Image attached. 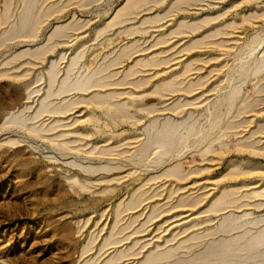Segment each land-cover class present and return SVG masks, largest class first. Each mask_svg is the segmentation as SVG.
I'll use <instances>...</instances> for the list:
<instances>
[{"label":"rangeland","instance_id":"rangeland-1","mask_svg":"<svg viewBox=\"0 0 264 264\" xmlns=\"http://www.w3.org/2000/svg\"><path fill=\"white\" fill-rule=\"evenodd\" d=\"M263 125L264 0H0V264H264Z\"/></svg>","mask_w":264,"mask_h":264},{"label":"bare ground","instance_id":"bare-ground-1","mask_svg":"<svg viewBox=\"0 0 264 264\" xmlns=\"http://www.w3.org/2000/svg\"><path fill=\"white\" fill-rule=\"evenodd\" d=\"M22 20H23V19H22ZM26 20H27V19H26ZM39 20H40V19H39ZM23 22H24V21H23ZM28 25H30V24H28ZM20 27H21V26H20ZM241 68H242V67H241ZM233 91H234V90H233ZM235 94H236V92H233V95H232V96H234ZM226 96H227V95H226ZM218 99H219V98H218ZM244 102H245V101H244ZM216 107H217V106H216ZM251 107H252V106H251ZM65 111H66V110H65ZM53 112H54V111H53ZM237 112H238V111H237ZM241 113H242V112H241ZM241 113H240V114H241ZM219 114H220V113H219ZM221 114H222V113H221ZM217 117H218V116H217ZM215 122H216V121H215ZM215 122H214V123H215ZM220 122H221V121H220ZM239 123H240V122H239ZM191 124H192V123H191ZM227 124H228V123H227ZM230 124H231V123H230ZM165 126H166V125H165ZM234 126H235V125H234ZM259 126H260V125H259ZM263 126H264V125H263ZM172 128H173V127H172ZM226 128H227V127H226ZM169 130H171V129H169ZM166 133H167V132H166ZM168 133H169V131H168ZM162 134H163V133H162ZM155 135H156V134H155ZM163 135H165V132H164ZM168 135H169V134H168ZM168 135H167V136H168ZM171 135H172V134H171ZM175 136H176V135H175ZM156 137H157V136H156ZM168 137H169V136H168ZM168 137H167V138H168ZM152 138H153V137H152ZM165 138H166V136H165ZM167 138H166V139H167ZM188 138H189V137H188ZM202 138H203V137H202ZM202 138H201V139H202ZM218 138H219V137H218ZM154 139H156V138H154ZM158 139H159V138H158ZM177 139H178V138H177ZM180 139H181V138H180ZM180 139H179L178 141H180ZM160 141H161V140H160ZM160 141L158 140V142H160ZM164 141H168V140H163V142H164ZM178 141H177V142H178ZM163 142H162V143H163ZM172 142H173V141H172ZM199 142H200V141H199ZM156 143H157V141H156ZM179 143H180V142H179ZM159 144L161 145V147L163 146L162 148H164V146L170 145L169 142H167V143L164 142L163 144H161V142H160ZM150 145H151V144H150ZM157 145H158V144H157ZM243 145H244V143H243ZM243 145H242V146H243ZM248 145H249V144H248ZM250 145H251V144H250ZM170 147L172 148V146H170ZM249 147H250V146H249ZM166 149H169V148L167 147ZM164 153H165V152H164ZM166 153H167V152H166ZM165 159H166V158H165ZM172 167H174V166H172ZM172 167H171V168H172ZM174 168H175V167H174ZM169 171H170V170H169ZM177 173H178V172H177ZM180 173H181V172H180ZM178 178H180V177H178ZM182 178H183V177H182ZM182 178H181V179H182ZM184 178H185V177H184ZM191 204H192V203H191Z\"/></svg>","mask_w":264,"mask_h":264}]
</instances>
